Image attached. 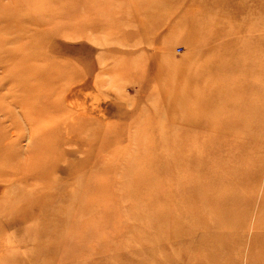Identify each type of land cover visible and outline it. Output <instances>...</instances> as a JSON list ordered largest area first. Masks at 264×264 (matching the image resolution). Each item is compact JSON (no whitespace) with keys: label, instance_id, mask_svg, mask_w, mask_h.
Wrapping results in <instances>:
<instances>
[{"label":"rangeland","instance_id":"rangeland-1","mask_svg":"<svg viewBox=\"0 0 264 264\" xmlns=\"http://www.w3.org/2000/svg\"><path fill=\"white\" fill-rule=\"evenodd\" d=\"M148 1L0 0V264H264V0Z\"/></svg>","mask_w":264,"mask_h":264},{"label":"bare ground","instance_id":"bare-ground-1","mask_svg":"<svg viewBox=\"0 0 264 264\" xmlns=\"http://www.w3.org/2000/svg\"><path fill=\"white\" fill-rule=\"evenodd\" d=\"M150 1L152 2V0H150ZM150 1H148V2L150 3ZM154 2H155V1H154ZM159 2H160V1H159ZM139 8H140V7H139ZM152 8H153V7H152ZM137 11H138V10H137ZM133 12H134V11H133ZM11 73H12V71H11L10 73L5 74L4 76L7 77V76H9ZM13 80H14V81L21 82V79L18 78V77H16V76L13 78ZM22 82H23V81H22ZM80 115H81V114H80ZM192 190L195 192L196 189L194 190V187H193ZM190 218H191L190 221H192V222H195V221H196V222H197V218L195 217V213H194V212H191ZM200 226H201V225H200Z\"/></svg>","mask_w":264,"mask_h":264}]
</instances>
